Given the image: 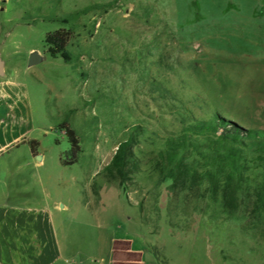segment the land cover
Segmentation results:
<instances>
[{
  "label": "rangeland",
  "instance_id": "obj_1",
  "mask_svg": "<svg viewBox=\"0 0 264 264\" xmlns=\"http://www.w3.org/2000/svg\"><path fill=\"white\" fill-rule=\"evenodd\" d=\"M114 1L108 11L79 20L71 50L81 64L46 53V35L69 27L46 17ZM148 5L153 12L145 19L142 8ZM33 51L45 59L30 67ZM0 54L6 62L0 79L28 85L33 124L44 133L39 141L47 167L41 172L52 178L51 194L89 202L79 212L88 228L96 224V212L99 224L143 247L145 264H264V238L243 232L240 221L196 214L170 226L166 184L159 218L147 191L131 188L125 195L118 186L105 185L98 199L92 189L129 126L142 124L147 136L180 132L176 108L187 107L199 119L218 113L243 128L264 131V0H0ZM154 81L182 104L161 99ZM64 121L77 130L83 150L71 166L61 163L71 149L57 128ZM142 148L154 150L146 143ZM24 149L3 161H21ZM63 182V188L57 185ZM142 200L148 223L138 207ZM91 232L80 235L87 252L101 235ZM140 257L122 244L116 264H137Z\"/></svg>",
  "mask_w": 264,
  "mask_h": 264
},
{
  "label": "trees",
  "instance_id": "obj_2",
  "mask_svg": "<svg viewBox=\"0 0 264 264\" xmlns=\"http://www.w3.org/2000/svg\"><path fill=\"white\" fill-rule=\"evenodd\" d=\"M115 2L95 3L63 16L46 17L69 26L46 35V53L67 64H81V56L71 50L79 20L93 11H108ZM142 10L143 17L149 19L152 6ZM151 86L161 99L182 104L161 83L154 81ZM173 115L182 125L177 133L147 136L148 130L142 124L129 126L112 161L97 175L102 182H93L95 197L100 199L105 185H116L125 195L131 188L139 193L147 191L159 218V198L166 184L170 226L177 225L175 219L209 215L211 220L240 221L243 232L264 238V131L243 128L218 113L199 119L184 106L176 108ZM57 128L65 132L71 144L62 164L74 165L83 151L77 130L68 121ZM143 143L154 150L143 149ZM30 145L36 152L39 143L31 141ZM138 207L143 223H148L145 202L140 201Z\"/></svg>",
  "mask_w": 264,
  "mask_h": 264
},
{
  "label": "crops",
  "instance_id": "obj_3",
  "mask_svg": "<svg viewBox=\"0 0 264 264\" xmlns=\"http://www.w3.org/2000/svg\"><path fill=\"white\" fill-rule=\"evenodd\" d=\"M4 79H0V264H116L122 244L141 256L143 260L137 264H145L143 247H136L128 236L117 237L106 223L99 224L96 212L94 226L88 228L80 221L79 212L88 209L89 202L84 205L82 200L65 201L62 194H51L52 178L41 172L47 167L39 141L44 133L33 124L28 85ZM31 141L39 143L36 152ZM22 147L21 161L17 158L9 165L3 161ZM37 155L42 156L41 161L36 160ZM57 185L63 188L64 182ZM40 191L42 197L37 195ZM89 230L101 235L87 252L80 244V235Z\"/></svg>",
  "mask_w": 264,
  "mask_h": 264
},
{
  "label": "water",
  "instance_id": "obj_4",
  "mask_svg": "<svg viewBox=\"0 0 264 264\" xmlns=\"http://www.w3.org/2000/svg\"><path fill=\"white\" fill-rule=\"evenodd\" d=\"M44 59L45 56L41 54L39 51H33L29 58V66L32 67L38 65L39 63L43 62ZM5 75H6V62L0 54V77H5ZM36 157L38 161L42 160L41 155H37Z\"/></svg>",
  "mask_w": 264,
  "mask_h": 264
}]
</instances>
